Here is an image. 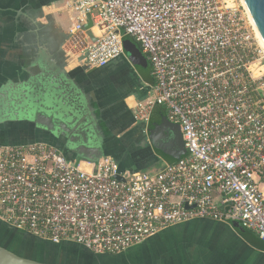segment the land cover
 <instances>
[{
	"label": "built area",
	"instance_id": "built-area-1",
	"mask_svg": "<svg viewBox=\"0 0 264 264\" xmlns=\"http://www.w3.org/2000/svg\"><path fill=\"white\" fill-rule=\"evenodd\" d=\"M64 9L77 14L69 41L88 69L126 59L124 38L139 45L152 84L134 120L147 126L162 107L186 153L158 172L121 173L109 157L71 162L42 143L0 145V221L94 254L193 219L238 223L264 244V46L241 0H67Z\"/></svg>",
	"mask_w": 264,
	"mask_h": 264
},
{
	"label": "water",
	"instance_id": "water-1",
	"mask_svg": "<svg viewBox=\"0 0 264 264\" xmlns=\"http://www.w3.org/2000/svg\"><path fill=\"white\" fill-rule=\"evenodd\" d=\"M66 2L67 0H60V6H65ZM242 2L261 42L264 43V0H242ZM71 17L75 18L77 14L71 13ZM52 19L53 16L46 18L49 23ZM83 27L91 41L96 42L97 38L90 31L94 27L91 20L87 19ZM68 39L67 30L65 36L56 45V50ZM122 46L126 59L118 58L103 68L90 71L82 62L84 57L76 60L78 66L70 72L64 70L67 66L64 62L61 67L56 64L52 68L49 64L47 66V62H53L51 57L41 58L39 65L27 71L28 76L31 77L18 78L17 85L10 87L12 97L10 113L0 118V145L42 143L57 149L71 162L78 160L96 163L100 159L109 157L117 164L119 172L135 173L123 165L122 151L115 147L110 150L105 149L101 141L102 134L99 133L97 126L103 122L109 131L111 129L114 140L117 135H121L117 141L120 143H114L116 147L122 146L126 136H134L135 154L146 151L155 155L160 164L147 173L160 171L163 160L173 163L180 160L186 153L180 128L177 124L170 123L165 116L147 126L134 120L133 108L127 112L131 118H102L100 123H98L99 118H88L87 107L82 104L79 96L82 94L83 86L94 89L92 95L102 103L112 102L115 105L119 102L124 105L122 99L133 95L123 94L127 88L125 80L127 70L120 67L117 74L113 73L114 76L108 73L109 66L121 60L128 64L130 70L145 71L148 67L147 60L131 39L124 38ZM35 95L39 98L37 96V99L33 98ZM83 96L87 97L86 94ZM146 97L147 92L142 98H136L134 101L140 102ZM117 179L122 181L120 176H117ZM229 227L245 233L238 223H231ZM0 264L38 263L18 258L0 248Z\"/></svg>",
	"mask_w": 264,
	"mask_h": 264
},
{
	"label": "crops",
	"instance_id": "crops-1",
	"mask_svg": "<svg viewBox=\"0 0 264 264\" xmlns=\"http://www.w3.org/2000/svg\"><path fill=\"white\" fill-rule=\"evenodd\" d=\"M59 6L60 0H0V118L10 113L12 101L10 87L17 85L18 78L31 77L28 76L27 71L39 65L41 58L51 57L53 62H47V66L49 64V67L52 68L56 64L61 67L64 62L67 64L64 68L66 72H70L78 66L76 50L66 48L70 42L69 39L56 50V36H60L62 40L76 18H72L71 12L66 11L64 6ZM41 16L42 18H40ZM49 16H53L50 23L46 20ZM127 65V63L118 60L108 68V73L112 74H117L120 67L126 69L125 77L132 74L136 80L134 86L130 88L132 91L129 92L133 95L122 99L124 105L119 102L115 105L112 102L102 103L92 95L94 89L86 86L81 88L82 94L79 96L82 104L87 107L88 118H99L98 123L102 121V118H131L127 112H130L133 107L134 99L142 98L149 90L152 78L149 69L145 71L130 70ZM126 91L128 88L125 89ZM83 94H86L87 97ZM123 94L125 95V93ZM163 116H165V110L162 107H155L150 118L155 123ZM101 133V138L103 137L101 141L105 149L110 150L115 147L122 151L123 165L132 170V162L140 158V154H135L133 151L134 136H126L122 146L116 147L115 144L120 143L117 141L121 135H117L114 140L111 129L107 133ZM149 154L150 157L159 161L151 152ZM161 163L163 166L170 161L163 160ZM222 225L233 239L228 242L218 239L217 243L209 248L205 264H264V244L254 234L248 231L240 233L226 224Z\"/></svg>",
	"mask_w": 264,
	"mask_h": 264
},
{
	"label": "flooded vegetation",
	"instance_id": "flooded-vegetation-1",
	"mask_svg": "<svg viewBox=\"0 0 264 264\" xmlns=\"http://www.w3.org/2000/svg\"><path fill=\"white\" fill-rule=\"evenodd\" d=\"M60 40L61 37L56 36L55 45ZM125 80L128 88L124 92L126 95L132 91L130 88L136 80L132 74ZM36 96L39 98L38 95L33 98ZM150 123H154V120H150ZM98 127L99 133L109 131L104 123ZM139 154L140 158L132 162L134 172H150L160 164L146 151ZM224 228L222 223L213 220L193 219L167 228L125 252L113 255L94 254L79 246L50 245L0 221V248L38 264H205L209 248L218 239L227 242L233 239Z\"/></svg>",
	"mask_w": 264,
	"mask_h": 264
},
{
	"label": "rangeland",
	"instance_id": "rangeland-1",
	"mask_svg": "<svg viewBox=\"0 0 264 264\" xmlns=\"http://www.w3.org/2000/svg\"><path fill=\"white\" fill-rule=\"evenodd\" d=\"M96 31V30H95ZM96 33H97V31H96ZM66 48L67 49H70V50H76V49H74L73 48V45H72V43L71 42H69L68 44H67V46H66ZM72 48V49H71ZM77 51V50H76ZM58 246H78V245H75V244H66V243H60V244H58Z\"/></svg>",
	"mask_w": 264,
	"mask_h": 264
},
{
	"label": "trees",
	"instance_id": "trees-1",
	"mask_svg": "<svg viewBox=\"0 0 264 264\" xmlns=\"http://www.w3.org/2000/svg\"><path fill=\"white\" fill-rule=\"evenodd\" d=\"M135 44H136V46L139 48V45L134 41V40H132ZM139 50H140V48H139ZM141 51V50H140ZM142 54V53H141ZM143 55V54H142ZM144 56V55H143ZM146 59V58H145ZM148 63V62H147ZM147 69H149L150 70V67H149V64H148V67H147ZM146 69V70H147ZM170 163H173V161H170ZM22 233V232H21ZM52 245H55V244H52Z\"/></svg>",
	"mask_w": 264,
	"mask_h": 264
},
{
	"label": "bare ground",
	"instance_id": "bare-ground-1",
	"mask_svg": "<svg viewBox=\"0 0 264 264\" xmlns=\"http://www.w3.org/2000/svg\"><path fill=\"white\" fill-rule=\"evenodd\" d=\"M241 3H242V5L244 6V4H243L242 0H241ZM95 30H96V29H95ZM95 30H94V31H95ZM96 31H97V30H96ZM96 31H95V32H96ZM262 44L264 45V43H263V42H262Z\"/></svg>",
	"mask_w": 264,
	"mask_h": 264
}]
</instances>
